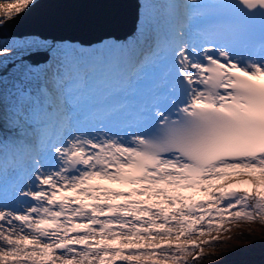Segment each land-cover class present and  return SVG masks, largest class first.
<instances>
[{
  "label": "snow or ice",
  "instance_id": "snow-or-ice-1",
  "mask_svg": "<svg viewBox=\"0 0 264 264\" xmlns=\"http://www.w3.org/2000/svg\"><path fill=\"white\" fill-rule=\"evenodd\" d=\"M138 8L131 44L0 37V264H199L264 222V0Z\"/></svg>",
  "mask_w": 264,
  "mask_h": 264
},
{
  "label": "rangeland",
  "instance_id": "rangeland-1",
  "mask_svg": "<svg viewBox=\"0 0 264 264\" xmlns=\"http://www.w3.org/2000/svg\"><path fill=\"white\" fill-rule=\"evenodd\" d=\"M0 2L8 3L14 2V0H0ZM138 24L139 23L137 22V26ZM100 30L101 29L98 31L100 32ZM52 32L59 33L56 32V30H52ZM11 38L13 37L11 36ZM10 40L11 39H9V41ZM101 42L110 43V38L105 37L102 41L93 44L96 47H99ZM19 72V66L13 67L10 63L6 66L3 74L5 75V78L11 82L13 77L17 76ZM6 128L7 125H5V129ZM217 235H219L220 239L215 242L214 246L205 247L202 258L199 260V264H264V222L240 221L231 225V231L219 234L213 232L211 236H205L204 239L211 240ZM244 244L254 252V256H251L249 262L241 260L242 257L248 254L247 250L242 248V245Z\"/></svg>",
  "mask_w": 264,
  "mask_h": 264
},
{
  "label": "bare ground",
  "instance_id": "bare-ground-1",
  "mask_svg": "<svg viewBox=\"0 0 264 264\" xmlns=\"http://www.w3.org/2000/svg\"><path fill=\"white\" fill-rule=\"evenodd\" d=\"M54 0H41L37 3V5L35 6V8L33 9L34 11H40L41 9L45 8L46 10H50L52 9V7H55L54 9H52L51 11H54L56 14L61 15V9H57L60 6H62L63 1H58V3L54 4V3H50ZM87 1L89 2H95L98 3L96 5V9L95 11H89L92 15L88 16L87 14H85L87 11H76L75 13L71 12L72 16H73V22L75 25H81V26H85V24L82 22H80L79 20V12H83L84 15L88 21H89V25L86 29L91 28V27H95L97 26V28H99V26H105V25H109L111 23H116V24H120V21H123V19L128 15V17L131 20L134 21V24L132 25L130 22L127 24V26H129L128 28L125 27L126 31L129 30V28H133L135 26V21L141 16V11L139 13V11H135L134 9V4L130 3L128 5H126L125 7L128 8V14H121L122 11H116L118 9V7L120 6V2L121 0H105L104 2H102L101 0H69V2H65L66 4L70 5L71 7H75L76 9L80 8L82 6V4H85ZM129 1V0H126ZM108 5L111 9L109 8H105L103 5ZM131 11L132 12V16H131ZM56 24H63L62 20H57ZM111 26H107V29H110ZM74 29L72 28V26H66L64 29V34L65 35H71L73 33ZM104 33H106V31H104ZM91 34H93V32H91V30H88L86 32H84V36L88 37ZM67 40H69L66 37ZM63 40V41H67V40ZM62 41V42H63Z\"/></svg>",
  "mask_w": 264,
  "mask_h": 264
},
{
  "label": "water",
  "instance_id": "water-1",
  "mask_svg": "<svg viewBox=\"0 0 264 264\" xmlns=\"http://www.w3.org/2000/svg\"><path fill=\"white\" fill-rule=\"evenodd\" d=\"M136 3V6L138 4L137 0H134ZM58 2H54L56 4ZM36 5L31 6L29 9L25 10L22 14L19 16H16L12 19L11 22H13V27L17 30L16 33L18 34H28V33H34L39 32L43 36H49L51 35V30H58L61 31L62 29H65L66 26H72L74 29L73 32L77 33L74 34L75 38H81V39H88L84 36V29H86L89 25L88 19L81 15L83 12H79V20L80 22L84 23L85 26L81 25H75L73 22V16L71 12L75 13L76 11H82L81 8L76 9L75 7H71L70 5L66 4L65 2L62 3V6H60L57 9H61V15L56 14L54 11H51L55 7H52L50 10H46L44 8L40 11H34V7ZM85 14L88 16L92 15L89 11H87ZM57 20H62L63 24L59 25L56 24ZM1 30L3 28H0ZM2 34L5 32H1ZM118 35V33H116ZM100 38V37H99ZM97 38V39H99Z\"/></svg>",
  "mask_w": 264,
  "mask_h": 264
},
{
  "label": "trees",
  "instance_id": "trees-1",
  "mask_svg": "<svg viewBox=\"0 0 264 264\" xmlns=\"http://www.w3.org/2000/svg\"><path fill=\"white\" fill-rule=\"evenodd\" d=\"M244 248H245V250H247L248 254H246L244 257H242L241 260L247 262V261H249V259L251 258V254H252V256H254V255H253V253L250 251V248H249L248 246H244L243 249H244Z\"/></svg>",
  "mask_w": 264,
  "mask_h": 264
}]
</instances>
